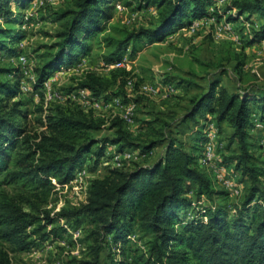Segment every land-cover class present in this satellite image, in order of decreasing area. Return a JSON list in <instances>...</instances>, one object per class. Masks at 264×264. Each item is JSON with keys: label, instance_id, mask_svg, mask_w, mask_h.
Segmentation results:
<instances>
[{"label": "trees", "instance_id": "trees-1", "mask_svg": "<svg viewBox=\"0 0 264 264\" xmlns=\"http://www.w3.org/2000/svg\"><path fill=\"white\" fill-rule=\"evenodd\" d=\"M28 1L0 0L1 18L7 21L11 13V21H15L17 12L10 5L22 8ZM214 1L138 0L139 6L159 8L158 23L131 28L111 24L113 31L104 30L99 37L105 45L101 60L114 64L129 45V54L137 52L142 37L157 42L173 28L182 27L185 20L210 16L208 5ZM112 6L111 0H68L57 9L45 7L59 27L56 39L45 46L42 62L34 68L35 85L40 86L59 67L90 51V39L98 36L104 21L111 17ZM228 8L238 14L259 15L262 21L252 29L247 43L264 39V0H231ZM236 18L234 13L227 17ZM20 37L18 31L0 25V50L8 46L7 40ZM13 71L0 65V239L14 251H27L38 243L31 234L35 228L51 224L57 217L83 216L89 224L90 243L88 256L78 264H99L108 236L113 243L124 244L135 230L149 237L131 264H264V166L252 150L247 129L252 102L264 117V86H256L257 92L254 88L228 92L213 80L203 93L190 98L191 106L182 122L197 121L206 113L213 114L217 124L227 122L231 127L228 137L237 146L233 163L248 186L240 206L232 212L224 204H214L200 205L188 215L191 200L184 195L187 183L198 196L210 198L219 192L207 169L194 163L199 154L186 150L183 140L158 133L160 137L137 143L119 116L109 119L114 135L97 138L93 132L101 129L106 119L90 110L58 104L50 105L44 117L37 118L42 129L30 131L21 121L25 116L21 101L14 98L19 81L4 77ZM130 77L132 71L121 65L109 68L108 74L87 70L76 77L75 86L87 88L93 96L113 86L123 93ZM163 141L162 154L152 164L107 167L105 174L89 179L84 201L63 206L54 216L49 214L45 205L50 194L71 181L76 168L89 157L95 161L102 157L105 143L116 144L118 151L138 148L144 153ZM33 224L35 228L29 231ZM51 230L56 232L55 227ZM45 238L46 234L41 240ZM0 264H12L4 248H0ZM102 264L129 263L115 259L109 250Z\"/></svg>", "mask_w": 264, "mask_h": 264}, {"label": "rangeland", "instance_id": "rangeland-1", "mask_svg": "<svg viewBox=\"0 0 264 264\" xmlns=\"http://www.w3.org/2000/svg\"><path fill=\"white\" fill-rule=\"evenodd\" d=\"M230 1L215 0L208 5L210 16L185 20L182 27L173 28L160 41L151 42L142 37L135 53L129 54V45L119 65L132 71L130 83L125 84L123 93L113 86L97 96L81 93L75 85L76 77L87 70L108 74L109 68L116 66L105 64L100 58L105 49L99 40L103 31H113L111 24L129 28L153 27L158 23L159 8L153 4L139 6L138 0H111V17L104 21L98 36L90 39V51L73 63L62 65L37 86L34 68L42 62L45 46L56 39L55 32L59 27L45 7L57 9L67 5L68 0H29L22 8L11 4L12 10L17 12L14 13L15 21H11L10 13L7 21L0 16V25L18 31L21 37L7 40L8 46L0 50V65L14 69L12 74L7 73L4 77L19 81V91L14 98L21 101L25 115L21 121L30 131L40 130L42 126L37 124V118L44 117L50 105L58 104L90 110L95 116L106 119L103 127L93 132L97 138L114 135V128L109 123L113 116L125 117L124 125L137 143L160 137L158 133L180 138L186 150L194 156L199 154L194 163L207 169L219 192L210 198L198 196L194 187L187 183L184 195L191 200L187 214L200 205L214 204H224L234 211L244 199L248 184L233 163L237 146L228 137L231 127L225 121L217 124L211 113H206L205 118L198 117L197 121L182 122L184 113L191 106L190 98L203 93L210 81L217 80L218 86H224L228 92L246 88H254L257 92L256 86H264V39L247 43L252 29L258 27L262 19L257 14L236 13V9L228 8ZM229 13H234L237 18L228 20ZM250 107L251 123L247 129L252 150L264 166V117L255 103L252 102ZM199 135L204 139L200 141ZM164 145L163 141L144 153L138 148L124 149L125 153L119 156V166L130 168L134 163L152 164L162 154ZM207 145L214 151L211 168L200 160ZM96 146L98 143L93 147ZM105 147L102 157L96 161L89 157L76 168L71 181L57 186L50 194L45 205L50 215L54 216L63 206L79 205L85 199L89 179L102 176L107 167L118 166L113 158L119 152L117 145L105 143ZM215 173L221 178L215 179ZM226 178L228 182H225ZM6 187L11 189L9 185ZM52 227H55V233H52ZM33 228L34 224L28 227L29 231ZM35 229L31 234L38 243L27 251H14L11 244L0 239V248L8 251L12 264H78L80 259L88 256L89 224L83 216L75 219L57 217L51 224L45 223ZM44 234L46 238L41 240ZM148 237L135 230L121 244L113 243L108 236L99 264L105 261L109 250L115 259H125L131 264L134 255L144 249Z\"/></svg>", "mask_w": 264, "mask_h": 264}, {"label": "built area", "instance_id": "built-area-1", "mask_svg": "<svg viewBox=\"0 0 264 264\" xmlns=\"http://www.w3.org/2000/svg\"><path fill=\"white\" fill-rule=\"evenodd\" d=\"M20 59L22 60L23 59V56L21 55L20 56ZM116 66H120L119 64H120V60L119 61H117V62H115L114 63ZM128 83H130V79H128V81H127ZM80 91H81V93H86V92H90L87 88H80ZM91 93V92H90ZM123 117V116H122ZM123 118H125V117H123ZM263 142V141H262ZM122 152L123 153H125V150L124 151H119L118 153H115L114 154V156H113V158H114V162L119 166V164H120V160H119V156L122 154ZM213 149H211V147H210V145H207L206 147H205V149H204V154H203V157L200 159L204 164H206L207 166H210V167H208V168H211L212 167V164H211V159H212V157H213ZM215 177V179H220L221 178V176H220V174L219 173H215V175H214ZM54 180V179H53ZM225 180V182H228V179L226 178V179H224ZM55 182V181H54Z\"/></svg>", "mask_w": 264, "mask_h": 264}]
</instances>
